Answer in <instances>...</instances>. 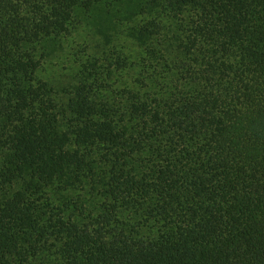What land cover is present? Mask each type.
I'll list each match as a JSON object with an SVG mask.
<instances>
[{
  "label": "trees",
  "instance_id": "obj_1",
  "mask_svg": "<svg viewBox=\"0 0 264 264\" xmlns=\"http://www.w3.org/2000/svg\"><path fill=\"white\" fill-rule=\"evenodd\" d=\"M0 264H264V0H0Z\"/></svg>",
  "mask_w": 264,
  "mask_h": 264
}]
</instances>
